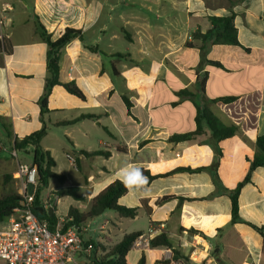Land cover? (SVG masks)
<instances>
[{
  "label": "crops",
  "instance_id": "crops-1",
  "mask_svg": "<svg viewBox=\"0 0 264 264\" xmlns=\"http://www.w3.org/2000/svg\"><path fill=\"white\" fill-rule=\"evenodd\" d=\"M4 4L12 9L1 12ZM231 12L239 42L249 51L208 45L203 54L202 41L193 34L211 29L210 17ZM37 19L52 41L67 28L80 31L61 51L59 80L74 82L85 99L54 86L42 104L51 73ZM3 38L11 46L9 54L0 50L3 179L15 178L20 164H33V155L28 149L31 161L21 163L4 160L1 153L12 156L17 139L46 129L40 146L55 160L53 171L85 197L81 213L119 180L128 188L119 204L138 208L133 220L146 216L149 223L148 232L131 227L123 237L147 235L152 227V239L170 236L172 248L133 246L129 264L143 255L147 264H204L214 249L213 264H264V237L248 225L264 226V168L254 169L241 190L239 215L245 223H232L227 193L247 176L257 138L264 135V0H0V44ZM224 97L237 98L228 104L232 116L222 102L210 108L223 123L238 127L234 137L217 144L203 126V133L190 140H171L195 132L198 109ZM65 121L76 122L60 125ZM60 155L75 157L77 167L68 161L73 174L61 170ZM178 168L204 170L172 173ZM137 169L157 177L144 176L148 182L141 185ZM63 188L53 186L51 193ZM51 193L40 198L41 205L58 218ZM101 216L112 220L101 226L98 244L87 223L82 225L83 239L100 249L99 257L123 239L113 242L124 222L119 213V218L108 211ZM175 251L178 261H173Z\"/></svg>",
  "mask_w": 264,
  "mask_h": 264
},
{
  "label": "trees",
  "instance_id": "trees-1",
  "mask_svg": "<svg viewBox=\"0 0 264 264\" xmlns=\"http://www.w3.org/2000/svg\"><path fill=\"white\" fill-rule=\"evenodd\" d=\"M209 21L211 23V29L206 32L196 31L193 34L194 39L202 41V46L200 50L204 54L208 45L211 46H233L244 49L240 44L238 39V30L235 26V13L231 12L229 16L224 17H210ZM36 31L41 39L48 45V67L51 73V78L48 80L45 96L42 99V104L45 106L47 103V97L49 96L52 88L54 86H62L70 94L78 97L79 99H85L83 92L76 86L74 82L62 83L59 80V62L61 57L62 49L69 44L73 39L80 36V31L67 28L64 34L56 41H52L51 36L47 33L45 27L36 20ZM187 46H192L187 44ZM0 50L9 54L11 51V46L6 38H3L0 44ZM249 51L248 49H244ZM217 67H223L222 64L215 61H207ZM186 93V91H184ZM237 100L235 97H224L219 99H214L209 102V105L200 107L196 116L197 129L195 132L176 135L171 138L172 141L182 142L192 139L195 136H199L203 133V126L208 127L211 131L213 138L216 140L217 144L232 138L238 132V127L235 125H226L223 121L211 110L210 104H215L217 102H222L225 104L233 103ZM82 118H91V116H84ZM81 118V119H82ZM80 120V119H79ZM78 121V120H76ZM76 121H65L60 123V125H70ZM46 134V129H42L24 139H17L14 142L13 148L16 151L28 152V149L32 151L33 155V165L38 169L39 177V188L36 194V205L34 208L35 214L41 220H47L50 223H54L56 220L55 214L50 215L48 210H45L41 205V187H47L49 180H56L63 189L59 190L56 194L59 197L70 196L77 201H85V197L80 194V189L74 186H68L69 181L64 175H59L53 171L55 167V160L50 155L49 152L44 151L40 146V141ZM256 154L251 162V168L237 187L231 191H227L231 200V216L232 223H245L239 215V196L243 187L251 181L252 171L258 167L264 168V135L257 138L256 141ZM220 150L217 148V154ZM87 154V153H85ZM147 176L150 180L155 179L157 176H153L148 171L142 169H137ZM136 170V172H137ZM204 170V168L189 169V168H178L172 173L179 171L197 172ZM171 173V174H172ZM215 180L218 183V174L215 173ZM12 177L10 175H5L4 179L8 180ZM16 178V177H15ZM128 188L122 181H115L106 187L100 194H98L91 202L90 209L86 213H81L78 209L71 207L68 211V217L73 218L74 224L77 226L85 225L90 219L101 216L106 211L118 212L124 218L133 219L138 215V208H127L119 204V199L127 194ZM170 197H165L163 200L169 199ZM22 197L19 193H8L0 195V223L5 222L13 213L15 208L20 204ZM150 212V211H148ZM256 232H258L262 237H264V226L257 227L248 224ZM191 232H195L192 230ZM143 233H132L125 235L123 239L116 245H114L109 250H106L107 255H101L96 261V264H129L127 261V256L132 250L133 244ZM151 248H172L173 242L167 233H162L150 241ZM97 248V247H96ZM213 256L218 257V251L213 250ZM97 255V253H95ZM180 258V253L178 251L174 252L173 261H178ZM170 261H165L169 263ZM137 264H147V259L145 255L138 261Z\"/></svg>",
  "mask_w": 264,
  "mask_h": 264
},
{
  "label": "built area",
  "instance_id": "built-area-1",
  "mask_svg": "<svg viewBox=\"0 0 264 264\" xmlns=\"http://www.w3.org/2000/svg\"><path fill=\"white\" fill-rule=\"evenodd\" d=\"M11 9L9 4H4L1 12L6 13ZM221 106L231 116L235 113L228 104L222 103ZM232 121L236 122L234 118ZM12 156H17L16 150L12 152ZM67 159L73 167H77L74 156L67 155ZM15 177L19 182V195L22 199L14 213L1 223L0 260L6 264H96L99 258L95 255L96 247L83 239V227L74 224L73 218L68 215L59 216L54 223H50L35 214L39 188L37 167L33 164H20ZM30 185L33 186L31 194ZM155 230L152 227L149 233L141 235L133 246L151 248L150 241ZM167 252L170 254L171 250L168 249ZM215 259L213 254L208 255L204 264H213Z\"/></svg>",
  "mask_w": 264,
  "mask_h": 264
},
{
  "label": "rangeland",
  "instance_id": "rangeland-1",
  "mask_svg": "<svg viewBox=\"0 0 264 264\" xmlns=\"http://www.w3.org/2000/svg\"><path fill=\"white\" fill-rule=\"evenodd\" d=\"M1 157L4 160L8 159L9 161H11L12 159L19 160L21 163L31 161V155L25 153L24 151H18V157H12L9 153H1ZM58 160H59V165L61 166V170H63V172L68 171L70 174L74 173L75 170L68 166L69 162H68L66 156L60 155L58 157ZM75 174H76V172H75ZM7 175H10V174H7ZM10 176L13 177L12 175H10ZM58 184L59 183L56 180H49V184H48L49 186L41 187V197L47 199V197L51 193V188L53 186L58 185ZM17 192L19 193V182L16 178L4 180L3 176H0V195H4V194H8V193H17ZM51 202H52V204H55L57 214L59 216H62V217L67 216L68 211L71 207L80 209L81 211L85 210V209H83L84 204L82 202L77 201L70 196H65V197L61 198L57 194L53 193L51 196ZM108 212L111 213L112 215H116L117 218H119L117 212H115V211H108ZM111 220L112 219H110L108 216H98V217H95L93 219H90L87 222V225L89 228V235L91 236V238L94 240V242L96 244H98L97 243L98 240L100 239V237H102L101 226L105 222L111 221ZM113 221H115V220H113ZM123 221L124 222L121 225L120 231L115 232V234L118 237L114 236L113 242H116V243L119 242L121 240V238L123 237V234L125 231L131 232V231H129V228H131V227H135V228H139V229L144 228L143 229L144 232H148L149 223H148L146 216H142L141 218H138L135 221L133 219H130V218H124ZM0 226H1V223H0ZM99 252H100V249L98 250V248H95V253H99ZM102 255H107V253L102 254ZM131 257H132V253H131ZM129 259H130V256H129ZM0 264H6V263L4 261L0 260Z\"/></svg>",
  "mask_w": 264,
  "mask_h": 264
},
{
  "label": "clouds",
  "instance_id": "clouds-1",
  "mask_svg": "<svg viewBox=\"0 0 264 264\" xmlns=\"http://www.w3.org/2000/svg\"><path fill=\"white\" fill-rule=\"evenodd\" d=\"M136 176H137V180H138L139 184H141V185L147 184V182H148L147 177H144L143 174L141 172H139V170H137ZM126 186H127V183H126Z\"/></svg>",
  "mask_w": 264,
  "mask_h": 264
},
{
  "label": "water",
  "instance_id": "water-1",
  "mask_svg": "<svg viewBox=\"0 0 264 264\" xmlns=\"http://www.w3.org/2000/svg\"><path fill=\"white\" fill-rule=\"evenodd\" d=\"M33 192V186L32 185H30L29 186V193L31 194ZM52 212V211H51ZM51 212H50V215H51Z\"/></svg>",
  "mask_w": 264,
  "mask_h": 264
}]
</instances>
